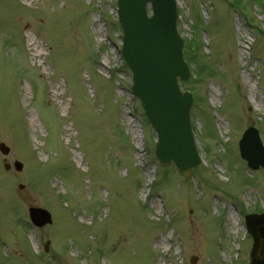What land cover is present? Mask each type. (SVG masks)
Listing matches in <instances>:
<instances>
[{
	"label": "rangeland",
	"instance_id": "obj_1",
	"mask_svg": "<svg viewBox=\"0 0 264 264\" xmlns=\"http://www.w3.org/2000/svg\"><path fill=\"white\" fill-rule=\"evenodd\" d=\"M259 4L177 0L181 36L199 30L180 81L202 160L187 178L154 156L116 0H0V264H249L244 217L264 213V168L238 142L253 125L264 144ZM14 159L22 171L3 168ZM29 205L52 223L34 227Z\"/></svg>",
	"mask_w": 264,
	"mask_h": 264
},
{
	"label": "water",
	"instance_id": "obj_2",
	"mask_svg": "<svg viewBox=\"0 0 264 264\" xmlns=\"http://www.w3.org/2000/svg\"><path fill=\"white\" fill-rule=\"evenodd\" d=\"M147 1L119 0L123 50L133 70L131 89L141 98L156 128V155L161 163L174 161L183 174L189 175L199 157L189 122L191 98L179 90L177 83V77L186 79L189 71L182 58V40L174 26L175 1L149 0L153 8L150 18L145 13ZM0 150L7 153L9 148L0 143ZM239 150L252 168L264 165V147L255 129L248 128L243 133ZM14 165L16 169L21 168L19 162ZM29 214L38 226L50 222V215L44 209L30 207ZM246 223L254 241L251 264H264V214L251 215Z\"/></svg>",
	"mask_w": 264,
	"mask_h": 264
},
{
	"label": "trees",
	"instance_id": "obj_3",
	"mask_svg": "<svg viewBox=\"0 0 264 264\" xmlns=\"http://www.w3.org/2000/svg\"><path fill=\"white\" fill-rule=\"evenodd\" d=\"M190 51V45L187 43V52Z\"/></svg>",
	"mask_w": 264,
	"mask_h": 264
},
{
	"label": "bare ground",
	"instance_id": "obj_4",
	"mask_svg": "<svg viewBox=\"0 0 264 264\" xmlns=\"http://www.w3.org/2000/svg\"><path fill=\"white\" fill-rule=\"evenodd\" d=\"M231 214V213H230Z\"/></svg>",
	"mask_w": 264,
	"mask_h": 264
}]
</instances>
